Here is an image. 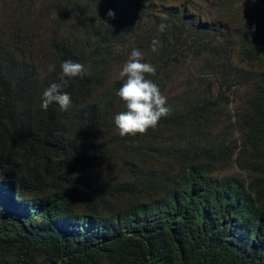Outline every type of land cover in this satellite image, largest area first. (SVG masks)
I'll return each instance as SVG.
<instances>
[{
  "label": "trees",
  "instance_id": "obj_1",
  "mask_svg": "<svg viewBox=\"0 0 264 264\" xmlns=\"http://www.w3.org/2000/svg\"><path fill=\"white\" fill-rule=\"evenodd\" d=\"M133 48L170 112L121 136ZM0 264H264V0H0Z\"/></svg>",
  "mask_w": 264,
  "mask_h": 264
},
{
  "label": "clouds",
  "instance_id": "obj_2",
  "mask_svg": "<svg viewBox=\"0 0 264 264\" xmlns=\"http://www.w3.org/2000/svg\"><path fill=\"white\" fill-rule=\"evenodd\" d=\"M114 16L113 11L108 12ZM169 27L166 23L158 25L160 32L166 31ZM158 41L153 40L152 50L156 51ZM55 65L49 67L54 71ZM156 68L151 63L144 61L143 52L133 48L128 61L124 64L119 75L124 83L118 91L119 97L125 102L126 110L116 114L114 120L121 136L145 134L148 129L156 128L159 120L166 117L170 109L166 106L167 98L161 93L159 86L152 80L146 78L147 74H155ZM88 68L84 64L66 60L61 64V75L59 82H53L42 93L40 107L47 111L53 104L59 106L61 111H67L72 100L69 93L63 91L68 86L69 79L89 75ZM178 218L179 211L174 216ZM180 237L185 233L186 226L179 221Z\"/></svg>",
  "mask_w": 264,
  "mask_h": 264
},
{
  "label": "rangeland",
  "instance_id": "obj_3",
  "mask_svg": "<svg viewBox=\"0 0 264 264\" xmlns=\"http://www.w3.org/2000/svg\"><path fill=\"white\" fill-rule=\"evenodd\" d=\"M140 1H145V0H140ZM169 3H170V1L171 2H174V3H176V4H178V5H180L181 3H182V1L183 0H167ZM202 2H204V3H208V4H216V1L217 0H201ZM200 5H204V6H206L205 4H203V3H199V6ZM238 8H240V9H238ZM244 10L243 8H242V6L241 5H237V10L239 11H241L242 12V10ZM194 10V12L195 13H198V14H200L201 12H203L202 10H198V9H196V8H194L193 9ZM217 11V7L215 6V5H212V7H211V13L212 14H215V12ZM224 19H226L225 17H224ZM32 25H33V27H34V24L32 23ZM43 31V30H42ZM42 31H40V33L39 34H41V32Z\"/></svg>",
  "mask_w": 264,
  "mask_h": 264
}]
</instances>
